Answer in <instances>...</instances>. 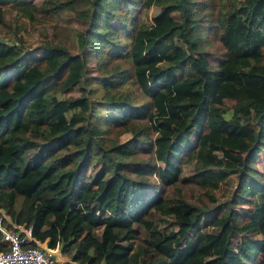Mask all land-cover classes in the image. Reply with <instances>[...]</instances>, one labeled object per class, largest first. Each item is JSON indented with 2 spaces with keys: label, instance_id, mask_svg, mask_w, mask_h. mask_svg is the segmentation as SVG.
Returning <instances> with one entry per match:
<instances>
[{
  "label": "trees",
  "instance_id": "obj_1",
  "mask_svg": "<svg viewBox=\"0 0 264 264\" xmlns=\"http://www.w3.org/2000/svg\"><path fill=\"white\" fill-rule=\"evenodd\" d=\"M10 3L28 19L73 8L68 0H0V24ZM88 5L79 13L87 25L76 34L75 52L46 43L27 51L0 39V209L78 263L264 264V165L252 164L264 150V0ZM127 5L158 9L149 23L130 18L126 42L112 46L116 32L106 36L97 23L124 24ZM90 46L128 65L146 100L111 91L128 76H112L106 62L85 76ZM90 81L102 84V103L112 109L104 129L91 122L84 92L59 96ZM110 126L132 136L112 140ZM185 163L191 172L181 175ZM150 175L158 183L151 193L144 186ZM231 175L229 197L219 203L215 191ZM184 187L202 190L192 198ZM163 217L176 225L166 219L160 227ZM6 247L0 234V251Z\"/></svg>",
  "mask_w": 264,
  "mask_h": 264
},
{
  "label": "rangeland",
  "instance_id": "obj_2",
  "mask_svg": "<svg viewBox=\"0 0 264 264\" xmlns=\"http://www.w3.org/2000/svg\"><path fill=\"white\" fill-rule=\"evenodd\" d=\"M57 1H66V0H57ZM73 8L69 9L66 6H62L55 11L50 13H42V12H35L33 18L28 19L19 15V13L13 8L12 4L6 5L4 7V22L0 24V39L4 40L7 43H14L23 50H29L31 48H35L37 46H41L42 44H59L65 46L69 51L75 52L77 51V38L76 34L83 30L87 23L86 20L82 18V13L80 12H87L89 9V0H68ZM35 5H40L44 0H32ZM128 8V17H126L124 24H121L118 21L113 20L109 23V27H106L107 23L98 22L97 24L101 26L104 30H106L105 35L109 36L111 32H116L117 40L114 39L111 42L113 46L114 43H124L126 42L125 31L130 30V18L139 19L144 23L150 22V17L157 11L158 6L151 5L150 7L144 9V11L140 10L138 6H126ZM103 24V25H102ZM124 30V31H123ZM109 48V47H108ZM95 49L93 46L87 48L85 52V76H96L99 74L98 70V63L99 62H106L107 72H111L112 76L119 74H125L128 77L124 79V81L120 84H116L111 91L117 92L119 94H125L128 98L132 99L133 102H143L146 100L147 96L145 97L130 81L131 77V70L130 67L121 60L117 59H108L107 56H101L94 52ZM224 50L217 51L215 55L212 57L211 67H215V62L222 59L224 57ZM101 60V61H100ZM109 61V62H108ZM102 64V63H101ZM81 92H84L89 100L93 105L92 114H91V122L93 124H98L101 128H105L104 126V119L108 117L112 113V109L106 108L103 105V88L102 84L98 81H90L87 84H82L81 88H75L74 90L60 93V97H67V96H74ZM230 100H225L226 105H230ZM114 126V125H112ZM108 130L107 137L111 138L112 140L123 142L126 139H129L132 136V133L127 128H116L111 127ZM140 149L145 151L147 150V156L151 162L153 161L152 152L149 150L148 145L144 143L142 140L140 141ZM253 166L257 170L263 169L264 165V150L260 151L253 161ZM94 171V165L89 167L87 175L91 177ZM191 172V165L190 163H185L181 165V175H188ZM147 192H153L158 186L156 178L154 175H150L145 177ZM235 182V178L233 175L229 177L228 185L219 187L216 192V200L217 202H225L229 197L230 191L232 189V185ZM202 189L199 187H184L183 191L187 195H191L192 198H195L198 194H200ZM174 191L168 190L167 193L171 194ZM148 194V193H147ZM262 199V196L259 193L254 195V201L258 202ZM20 204V198H17L15 202V207L18 208ZM228 205L233 210H237L238 207L235 206L233 203ZM3 212V211H2ZM7 219H4L5 222L9 223L10 218L3 212ZM212 211L206 212L204 214V218L206 216H211ZM168 219V222L172 226H175L176 223L169 217L158 218L157 223L160 227H163L165 224L164 220ZM11 222V221H10ZM13 223V222H12ZM10 227L12 225L9 223ZM137 242V240H136ZM259 257H256L254 260L257 262Z\"/></svg>",
  "mask_w": 264,
  "mask_h": 264
},
{
  "label": "built area",
  "instance_id": "obj_3",
  "mask_svg": "<svg viewBox=\"0 0 264 264\" xmlns=\"http://www.w3.org/2000/svg\"><path fill=\"white\" fill-rule=\"evenodd\" d=\"M4 219L7 218L0 209V234L7 241L6 249L0 251V264H85L62 255L57 246L48 247L45 241H37L24 224L8 221L12 227H6L2 223ZM29 241H33L34 245L28 244Z\"/></svg>",
  "mask_w": 264,
  "mask_h": 264
},
{
  "label": "crops",
  "instance_id": "obj_4",
  "mask_svg": "<svg viewBox=\"0 0 264 264\" xmlns=\"http://www.w3.org/2000/svg\"><path fill=\"white\" fill-rule=\"evenodd\" d=\"M62 258H66V257L62 256Z\"/></svg>",
  "mask_w": 264,
  "mask_h": 264
}]
</instances>
